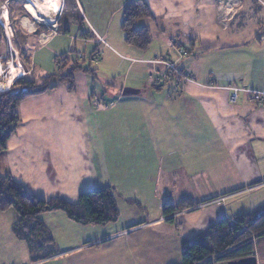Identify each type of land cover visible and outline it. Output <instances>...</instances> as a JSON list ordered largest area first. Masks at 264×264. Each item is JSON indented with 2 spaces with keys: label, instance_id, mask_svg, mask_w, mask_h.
<instances>
[{
  "label": "crops",
  "instance_id": "obj_1",
  "mask_svg": "<svg viewBox=\"0 0 264 264\" xmlns=\"http://www.w3.org/2000/svg\"><path fill=\"white\" fill-rule=\"evenodd\" d=\"M127 1L69 0L55 31H33L23 60L30 80L56 72L60 57L93 72H76L72 90L59 84L22 100L0 152V175L43 200L75 204L82 192L110 187L124 224L83 226L45 213L51 242L34 253L12 230L18 214L0 211V257L14 255V264H180L182 240L264 208V0H146L152 16L135 22L150 33L144 50L124 41ZM0 40L3 55L1 27ZM156 57L191 80L170 74L154 83L165 70ZM124 87L138 92L123 95ZM233 87L240 91L230 102ZM121 155L124 205L109 171ZM183 198L195 206L167 222L162 203Z\"/></svg>",
  "mask_w": 264,
  "mask_h": 264
},
{
  "label": "trees",
  "instance_id": "obj_2",
  "mask_svg": "<svg viewBox=\"0 0 264 264\" xmlns=\"http://www.w3.org/2000/svg\"><path fill=\"white\" fill-rule=\"evenodd\" d=\"M151 16L150 6L146 0H129L124 4L120 28L126 44L140 50L148 47L151 41L149 31L143 27L136 28L135 22ZM57 18L58 11L51 20L50 27L56 26ZM40 31L41 29L36 33ZM15 43L23 47L25 41L16 38ZM59 61L66 64L61 66ZM56 62L58 63L56 72L44 77L41 83L37 84L33 80L20 77L12 84L10 90L0 92V152L4 151L7 140L20 122L19 105L22 100L53 90L59 84H65L72 90L75 86L76 72L83 70L93 72L89 68H84L77 58L71 59L70 65L67 59L62 57ZM195 204L196 202L188 198H183L175 204L164 200L161 211L166 221L172 223L174 214L193 208ZM7 210H13L18 214L19 220L12 230L34 253L47 242H51V238H46L47 230L39 219L42 214L63 212L67 218L83 226H103L116 221L119 216L114 193L110 187L82 192L77 202L72 204L60 198L49 200L37 198L28 194L9 175H0V211ZM51 253L53 252L39 254L34 260ZM256 255L257 257L264 255V208L259 212L238 213L232 219L223 216L192 238L182 240L180 264H218Z\"/></svg>",
  "mask_w": 264,
  "mask_h": 264
},
{
  "label": "rangeland",
  "instance_id": "obj_3",
  "mask_svg": "<svg viewBox=\"0 0 264 264\" xmlns=\"http://www.w3.org/2000/svg\"><path fill=\"white\" fill-rule=\"evenodd\" d=\"M61 2H62V0L60 1V3ZM24 4H25L24 0H0V13L3 12V9L5 8L6 14H7V19H8L7 27H8V30L7 29L6 30H7V33L9 35H11V37H10L11 46L14 48V50L17 53L16 56H15L17 58V62H19V63L21 62L22 64H23V60H24V57H22V54H24V52L29 48V46L31 44L30 39H31V37L33 35V31L34 30L37 31V30L41 29V31L39 33H45V34L52 33L53 31H55L57 29L59 21H61V19L64 18L65 15L70 11L69 0H63L61 11H60V15H59V7H60V5L58 7V17L59 18H57L58 20L56 21V23H57L56 26H55L56 28L53 29V28H50L49 25L39 24L35 20H33L32 17L25 10ZM153 4L156 5L157 3L153 0ZM62 12H63V14H62ZM0 26H1V24H0ZM9 28H10L11 33L9 31ZM2 35L4 37V42H5V45H6V48H5V52H6L9 49V47H8V41H7V39H6V37H5L4 33H3V28H2ZM16 38H18L19 40L20 39H24L25 44H24L23 47L22 46L19 47L18 45H16V43H15V39ZM2 47H3V43L0 40V50H2ZM23 48H24V51H23ZM9 53H10L9 51H7L6 54L4 53L5 56H6V58L4 59V62L7 61L10 58ZM156 58L163 59L164 57H162V58L156 57ZM156 60H158V59H156ZM164 60H166V59H164ZM167 61L172 62L170 59L167 60ZM15 64H17V63L15 62ZM176 67H177V65H176ZM2 71H3V73L0 74V82H4L7 79H9V77H10L9 72L5 68V64H4V69H2ZM25 71H26V69H24V75L22 77H24L26 75ZM163 71H161V72H163ZM182 72L184 73L183 69H181L180 73H182ZM175 73H176V71H170V74H175ZM27 74H28V72H27ZM159 77H160V73L154 79V83L157 84V83L166 81V79H162V80L159 81L158 80ZM180 78H182L183 81L186 80L183 77H180ZM17 79H18L17 77H12L11 78L12 82H11L10 86L4 91L10 90V88L12 87V84ZM41 82L42 81H38V82L36 81L37 84H39ZM96 85L99 88V85L97 84V82L95 83V86ZM0 92H2V91H0ZM109 171L111 173V176L114 177V178H112L113 179V188H115L116 192H117L116 193V196H118L117 201H118V203L124 205V191L126 190V188H124V181H123L124 175L126 173V169H124V155H121L119 161L109 162ZM119 175H120V177H119ZM176 186L177 187L179 186V182L177 180H176ZM259 210H261V209H258V211ZM155 212H156V208H154V205L151 204L150 207H149V217L150 218L153 217L154 216L153 213H155ZM9 216H11V215L7 213V214L4 215V218L9 217ZM122 223L124 224V209L123 208H121V218H118L113 223L112 227H114L115 229L116 228H122L121 227ZM107 225H108L107 227H110L111 223H109ZM119 225H121V226H119ZM13 256L14 255H11V256L5 255L4 257L1 256L0 257V264H14L15 262H13V261L15 259L13 260ZM262 256L263 257H261V256L257 257V255H256L257 263L264 264V255H262ZM20 258H22L21 254H19V257L17 259H20Z\"/></svg>",
  "mask_w": 264,
  "mask_h": 264
},
{
  "label": "bare ground",
  "instance_id": "obj_4",
  "mask_svg": "<svg viewBox=\"0 0 264 264\" xmlns=\"http://www.w3.org/2000/svg\"><path fill=\"white\" fill-rule=\"evenodd\" d=\"M24 1H25L24 8L27 11V13L32 17L33 20H35L39 24L49 25L51 20L55 17L58 11V7L60 5L61 0H24ZM7 21H8L7 14L4 8L3 12L0 13V23L8 30ZM20 63L17 62V64H15L14 59L12 62L9 61L8 69H9L10 77L4 82H0V91H4L10 86L12 82L11 80L12 77L19 78L20 76L23 75L24 67H22L23 64L21 63L22 64L21 66Z\"/></svg>",
  "mask_w": 264,
  "mask_h": 264
},
{
  "label": "built area",
  "instance_id": "obj_5",
  "mask_svg": "<svg viewBox=\"0 0 264 264\" xmlns=\"http://www.w3.org/2000/svg\"><path fill=\"white\" fill-rule=\"evenodd\" d=\"M1 27L3 28V33H4V35H5V37H6L7 41H8V47H9V49L7 51L10 52L9 53L10 58L7 61L4 62V59L6 58L5 54L7 53V51L5 52V54L0 55V74L3 73L2 69H4V64H5L6 70L9 72V69H8L9 65H8V63H9V61L12 62L13 59L16 58L15 56L17 54L16 51L14 50V48L11 46V43H10V37H11V35H9L7 33L6 28L2 24H1ZM9 31H10V28H9ZM10 33H11V31H10ZM16 59L14 61L17 63V60ZM156 62H161L162 64L165 65V70L160 73V77L158 78L159 81L162 80V79H168L169 76H170L169 75L170 74V71H176L175 74H177V75L185 78L186 80H191L190 72L188 70L183 69L184 73L183 72L180 73L181 69H178L176 67V64L174 62H170V61H167V60H164V59H158V60H156ZM23 67H24V65H23ZM23 75H24V73H23ZM239 91H240V88H238V87H233L231 89V93H230V96H229L230 102H234L236 100Z\"/></svg>",
  "mask_w": 264,
  "mask_h": 264
},
{
  "label": "water",
  "instance_id": "obj_6",
  "mask_svg": "<svg viewBox=\"0 0 264 264\" xmlns=\"http://www.w3.org/2000/svg\"><path fill=\"white\" fill-rule=\"evenodd\" d=\"M24 69H25V65H24ZM24 78L29 79L27 75H25ZM137 92L138 91L136 89H133L130 87H124L122 90L123 95L136 94ZM218 264H258V263H257V259L255 256H249V257L230 260V261H226V262H222Z\"/></svg>",
  "mask_w": 264,
  "mask_h": 264
}]
</instances>
